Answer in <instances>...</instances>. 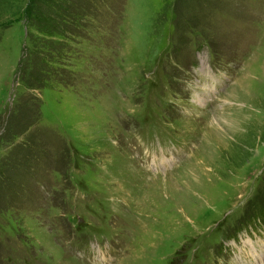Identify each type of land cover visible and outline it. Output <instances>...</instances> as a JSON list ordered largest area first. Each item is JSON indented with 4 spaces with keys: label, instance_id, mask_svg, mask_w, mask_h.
<instances>
[{
    "label": "rangeland",
    "instance_id": "374dc122",
    "mask_svg": "<svg viewBox=\"0 0 264 264\" xmlns=\"http://www.w3.org/2000/svg\"><path fill=\"white\" fill-rule=\"evenodd\" d=\"M25 4L0 13V264H264V0H99L77 35Z\"/></svg>",
    "mask_w": 264,
    "mask_h": 264
},
{
    "label": "trees",
    "instance_id": "16d2710c",
    "mask_svg": "<svg viewBox=\"0 0 264 264\" xmlns=\"http://www.w3.org/2000/svg\"><path fill=\"white\" fill-rule=\"evenodd\" d=\"M18 1L0 0V13L7 12ZM98 2L99 0H27V4L21 10L24 28L27 31L30 27L37 28L38 26V29L45 32L60 28L68 34L77 35L86 24V19L103 15L104 5L100 8ZM42 50L58 51L57 47L48 42L44 44ZM42 50L41 52H43ZM42 57L44 58V56ZM41 68L44 70L46 67ZM259 215L264 221V211ZM237 243L239 244V241Z\"/></svg>",
    "mask_w": 264,
    "mask_h": 264
}]
</instances>
